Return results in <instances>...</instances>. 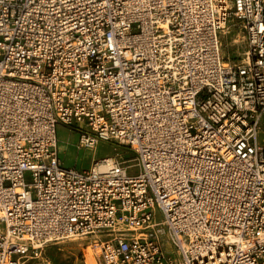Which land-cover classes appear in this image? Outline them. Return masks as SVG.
I'll list each match as a JSON object with an SVG mask.
<instances>
[{
    "label": "built area",
    "instance_id": "1",
    "mask_svg": "<svg viewBox=\"0 0 264 264\" xmlns=\"http://www.w3.org/2000/svg\"><path fill=\"white\" fill-rule=\"evenodd\" d=\"M60 124L128 157L66 168ZM154 225L98 263L264 264V0H0V264Z\"/></svg>",
    "mask_w": 264,
    "mask_h": 264
},
{
    "label": "rangeland",
    "instance_id": "2",
    "mask_svg": "<svg viewBox=\"0 0 264 264\" xmlns=\"http://www.w3.org/2000/svg\"><path fill=\"white\" fill-rule=\"evenodd\" d=\"M219 40L222 44L221 52L224 58H229L234 63L243 59L246 46L243 41V34L238 27L226 29L225 35H220ZM78 137V133L64 125L60 124L56 128L59 157L66 168L74 167L78 170H86L94 161L106 156L119 154L124 158L128 157L125 147L115 143L99 142L95 149H77ZM156 219L160 220L159 214H157ZM71 239L55 245H47L29 264H88L84 249L90 242V238L75 237L76 240L74 241ZM78 243H82V246H78ZM167 248L171 252L174 251L172 247ZM93 255L96 264H99L94 252Z\"/></svg>",
    "mask_w": 264,
    "mask_h": 264
},
{
    "label": "bare ground",
    "instance_id": "3",
    "mask_svg": "<svg viewBox=\"0 0 264 264\" xmlns=\"http://www.w3.org/2000/svg\"><path fill=\"white\" fill-rule=\"evenodd\" d=\"M108 160H110V157H107ZM159 225L150 226L147 228H129L126 231L116 230V231H105V230H94L90 232H84V233H78V234H72L66 237L57 238V239H51L44 242H35L31 240L24 239L23 242L32 248H45L47 245H55L60 242H63L65 240L71 239V241L76 240L75 237H89L90 242H88L87 246L85 247L84 251L87 254V263L88 264H96L93 251L91 250L92 246L101 243L105 240L111 239V238H118L121 236H126L128 238H134V239H141L146 238L149 234H153L156 232L157 228H159ZM17 240V239H15ZM78 246H82V243H78ZM33 261V258H31L29 255L21 256L20 257V264H29V262Z\"/></svg>",
    "mask_w": 264,
    "mask_h": 264
}]
</instances>
